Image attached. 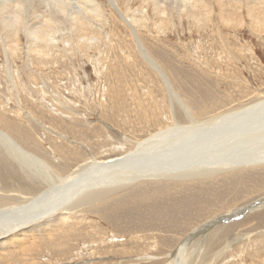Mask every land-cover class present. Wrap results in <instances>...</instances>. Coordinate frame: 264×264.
I'll return each instance as SVG.
<instances>
[{"label":"rangeland","instance_id":"374dc122","mask_svg":"<svg viewBox=\"0 0 264 264\" xmlns=\"http://www.w3.org/2000/svg\"><path fill=\"white\" fill-rule=\"evenodd\" d=\"M93 1L101 13L97 18L93 17L94 26L88 30L87 36L96 38V42H91L92 47L81 48L79 52L53 49L41 63L28 36L20 32L18 38L16 35L7 38L3 32L0 38L3 42L0 44V129L9 131L15 142L39 158L54 163L59 159L58 165L62 168L66 165V172L72 171L83 160L87 161L90 154L101 161L104 160L101 155L122 153L125 148L116 140L118 135L114 129L120 134L125 131L124 135L140 134L146 125L170 123L168 120L159 122L168 118L169 96L162 77L147 64L142 53L156 62L175 95L188 103L192 111L202 113L200 118L227 108H233L229 112H235L237 108L234 107L242 105L264 88V31L255 34L250 31L248 18L240 25L230 13L232 2L224 0L223 4L232 3L225 8L219 0H205L216 14L202 29H194L186 17L177 15L175 7L164 6L173 13L169 17L153 14L151 0ZM81 2L89 7L84 0ZM202 9L199 10L207 12ZM145 12L148 15H144ZM226 15L234 18L231 28L223 26ZM134 32H137L142 52L137 47ZM8 45L9 50L5 49ZM246 106L244 109L258 108V105ZM244 109L236 116L242 117ZM173 110L179 109L175 105ZM72 112L76 114L71 118ZM245 123L260 128V124L252 125L250 120ZM229 129L221 132L220 137L233 134L235 128ZM263 134L261 130L260 136ZM256 140L264 143V138ZM0 152L5 155L1 148ZM238 170L231 174L222 173L217 178L198 179V186L191 185L184 193L160 195L161 198L150 196L145 201L150 202L152 208L141 210L136 208L138 204L134 205L132 210L137 214L130 223L125 210L120 211L121 215L114 219L112 227L94 213L75 217V220H81V224L70 222L68 227L59 222L57 232L51 230L58 235V238L53 236L55 250L35 246L36 243L29 240L25 246H35L33 259L19 264H153L147 260L137 262L136 258L146 252L158 255L159 251L174 248L181 239L208 221L212 226L205 231L204 245L208 244L207 249L213 251H222L225 246L227 250L217 261L208 257L202 263L198 258L199 263L264 264V234L259 233L264 231V227H260L264 225V220H260L264 205L238 212L228 219H215L216 215H223L233 208L246 207L264 199V167L246 166ZM184 194L191 196L182 200ZM213 219L216 220L214 224ZM66 229L76 230V233L83 231L77 234L79 236L65 240L60 235H65ZM154 236L164 240L160 238L161 242H157ZM211 236L220 237L216 241L213 238L210 245ZM138 238L141 241L134 240ZM197 238L199 236L193 241H198ZM214 242H217L215 248ZM194 244L188 248L190 251L195 249ZM26 254L19 248L0 252L5 258L15 259L25 258ZM13 264L17 263L13 261Z\"/></svg>","mask_w":264,"mask_h":264},{"label":"bare ground","instance_id":"6f19581e","mask_svg":"<svg viewBox=\"0 0 264 264\" xmlns=\"http://www.w3.org/2000/svg\"><path fill=\"white\" fill-rule=\"evenodd\" d=\"M81 1L83 0H0V38L3 32L7 38L13 35L17 36V33L20 32L28 36L33 41V52L37 54L36 58H39L41 63L44 57L47 58L52 54L53 49H63L64 51L76 50L79 52L81 48H89L92 44L91 42H96V38L90 34V36H87L88 30H91L94 26L93 17L94 19L97 18L101 12L99 11L98 4L93 0H84V2L89 4L88 8L83 6L84 3L81 5ZM109 1L112 2V0ZM151 1L154 6L153 14H159L162 17L173 15L164 6L169 7V9H174V7L177 9L178 0ZM223 1L219 0L222 4L221 6L225 8L233 3L231 10H227H230L231 15H234L238 19L240 25L243 24L245 18H248L250 7L255 3V0H227V2L232 3L224 4ZM194 2L199 4L198 9L203 7L202 10H213L209 9L205 0H194ZM14 5L22 24L20 27L10 28L9 23L11 22ZM89 8H91V11H89ZM176 9H174L175 12L180 16ZM146 13L144 15H148ZM225 13L227 14V12ZM191 14L194 13L189 12L188 16ZM219 14L217 13V15ZM247 26L251 27L249 24ZM252 32L256 33L255 29ZM136 33L134 32L133 36L138 42V49L142 52V47L139 44ZM7 48L8 50L11 49L9 45L5 47V49ZM32 50L30 49V51ZM142 54L147 64L157 71V74L163 79L169 96L167 101H169L170 111L168 110V118L162 119L159 122H166L168 120L170 123L146 125L145 131L142 132L143 134L124 135L125 131L123 134H120L118 129V131L112 129L118 135V139L116 140L122 142L123 149L125 148L122 153H118L116 156L111 154L107 157L101 155L100 157L104 158L101 161L95 155L90 154L87 161L84 162L83 160V163L76 165L72 171L66 172V169H64L66 165L63 168L58 165L59 159H57V163H54L49 159L45 161L39 158L21 147V143L19 145L17 141L15 142L10 136L12 134L9 131L7 133L0 129V148L5 154L3 155L0 152V252L10 248H19L23 253H27L26 255L28 256L25 255V258L15 259L5 258L0 255V264H13V261L19 264L23 260L25 263H29V260L33 259L32 253L35 250V246L41 245L50 251L55 250L54 245L56 242H53V236L56 237L57 234L54 235L53 233L57 232L59 222L63 225L67 224V226L70 222L81 224V220H75V217L94 213L97 218L105 221V223H108L112 227L114 219H117V216L121 215L120 211L125 210V216L127 217L128 215L130 217V220H128L130 223L132 217L137 214V212L132 210L134 205L138 204L136 208L141 210L152 208V204L145 201L150 196L157 198L160 195L168 196L175 192L184 193L191 185L194 187L197 184L198 186V182L200 181L198 179L207 180L221 177L220 174L222 173L224 175L227 173L231 174V172L238 169L243 170L246 166L264 167V143H257L258 140H256L258 137L264 138V134L260 136L261 130L264 131V88L261 90L257 89L258 91L242 105L237 102L236 104L239 105L234 107L237 108L235 112H229L233 108H227L224 111L217 109L220 112L200 118L202 113L192 111L188 103L175 95L168 79L165 75L163 76L156 62L147 55H144V53ZM175 105L180 112H178L179 110H173ZM246 105L252 107L258 105V108L244 109L247 107ZM243 109L244 113L240 115L242 117L236 116ZM72 113L71 118L76 114ZM149 114L151 115V113ZM78 115L80 116L81 114ZM249 120L252 125L260 124V128L245 123ZM145 123H147V120ZM229 128L231 130L235 128V131L230 136L227 133L226 137H229V139L223 136L220 137V133ZM106 129L108 128L106 127ZM220 140L222 141L221 143H219ZM17 168L19 171H17ZM203 183L201 181V184ZM190 196L188 197L184 194L181 198L185 200L186 197L190 198ZM257 205L263 206L264 199L255 201L246 207L233 208L234 210L231 209L232 211L223 213V215H216L215 219H228L233 214L254 209V206ZM262 215H264V212L260 215V220H264ZM249 217L244 220L246 221ZM216 220L213 219L212 224ZM56 222H58V225ZM209 226H212L211 221L205 222L198 227L200 229L189 233L190 235L181 239L174 248L171 247L172 249L163 250L164 252L159 251L157 252L159 253L158 255H151L146 252L142 256L137 257L136 261L147 260L153 264H202L203 260L208 257H210L209 260L217 261V259L225 254L227 246L222 251L207 249L208 244L204 245L205 231H207ZM260 227H264V225ZM65 231L66 234L63 235L62 233L60 237L70 240L79 236L77 234L83 230H79L80 232L78 233H76V230L73 232L70 229H66ZM65 231L63 230V232ZM259 233L264 234V231L262 230ZM238 235V237H242V234ZM196 236H199L197 238L198 241H193ZM218 237L220 236L216 238L211 236L209 244L211 245L213 238L216 241ZM154 238H156L157 242L164 240L162 237H160V240L158 236H154ZM48 239L52 241L48 242ZM139 239L134 240L141 241ZM29 240L36 243L33 248L25 246V243ZM195 242L196 244H194ZM221 242L222 240L219 243ZM172 244H174V241ZM192 244H194L193 248L195 249L190 251L188 248ZM216 244L217 242H214V245L212 244L213 247ZM198 258L202 263H199Z\"/></svg>","mask_w":264,"mask_h":264},{"label":"clouds","instance_id":"9594fccd","mask_svg":"<svg viewBox=\"0 0 264 264\" xmlns=\"http://www.w3.org/2000/svg\"><path fill=\"white\" fill-rule=\"evenodd\" d=\"M176 10L180 16L187 18L189 24L194 29H202L205 23L211 20L215 14V9L207 12L200 11L198 9V4L194 2V0H178ZM189 12L194 13V15L188 16ZM249 12L250 14L247 21V23L251 26L249 30L252 31L255 29L256 33L264 31V0H255V3L250 7ZM234 22V18L227 15L222 21L225 28H231ZM21 24L22 21L16 13V8L14 5L9 27H20Z\"/></svg>","mask_w":264,"mask_h":264}]
</instances>
